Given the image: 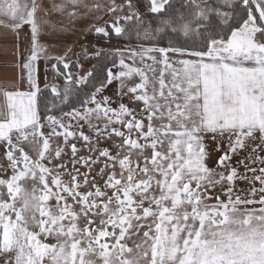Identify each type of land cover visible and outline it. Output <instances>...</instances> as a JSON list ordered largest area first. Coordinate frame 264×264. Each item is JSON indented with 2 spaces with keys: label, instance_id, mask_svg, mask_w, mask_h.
<instances>
[{
  "label": "snow or ice",
  "instance_id": "6c2138e0",
  "mask_svg": "<svg viewBox=\"0 0 264 264\" xmlns=\"http://www.w3.org/2000/svg\"><path fill=\"white\" fill-rule=\"evenodd\" d=\"M143 7L155 27L135 0H0V38L30 34L27 89L0 88V264H264V0ZM78 24L139 47L76 51Z\"/></svg>",
  "mask_w": 264,
  "mask_h": 264
},
{
  "label": "crops",
  "instance_id": "0c3cea01",
  "mask_svg": "<svg viewBox=\"0 0 264 264\" xmlns=\"http://www.w3.org/2000/svg\"><path fill=\"white\" fill-rule=\"evenodd\" d=\"M118 2H120V0H118ZM105 19H108V17H105ZM78 27L81 31L68 37V43L74 47V50H77L78 43L83 40L88 25L78 24ZM3 31V29H0V32ZM29 47L30 34L27 32L26 27L20 30L18 36L14 33H8L6 36L0 38V88L6 87L12 89L13 87H19L21 91L27 89V74L22 65L24 63V58L29 55ZM17 49L19 52L18 58L14 56ZM71 58L73 59V57ZM35 68V75L41 88L45 84L43 59L36 62Z\"/></svg>",
  "mask_w": 264,
  "mask_h": 264
},
{
  "label": "rangeland",
  "instance_id": "374dc122",
  "mask_svg": "<svg viewBox=\"0 0 264 264\" xmlns=\"http://www.w3.org/2000/svg\"><path fill=\"white\" fill-rule=\"evenodd\" d=\"M137 5L139 7L140 12L143 14L142 15V19L144 20V23L146 24V20L148 18V15H146V8L143 7V5H140V4H137ZM81 45H85V46L97 45L99 47H102L105 51H108V50L113 49V48H126V47L138 48L139 47L138 43H135V44H133V43L126 44L125 43L124 44V43H122L120 41H112V40L109 41L106 38L102 39V38H99V37L94 36V35H89V36L84 35L83 40L80 43H78V47H77L76 51H82V48L80 47ZM145 46H149V45L145 44ZM73 59H76V57L73 56ZM81 63L84 65V69L87 70L88 68H91L94 64H97V61L95 59H92L91 61H87V60L81 58ZM110 66L111 65H109V67ZM48 77H49L48 78L49 82H58L62 86V84H63L62 79L59 80V81H53L52 80V72H51L50 68H49V72H48ZM115 87H116L115 84L110 86L105 94L106 95H113L114 92H115ZM113 107H115V105H113ZM85 132L87 133V128H85ZM77 146L80 147L79 144ZM211 147L212 146L210 145V148ZM240 170L243 171L242 168ZM82 171H83V169H82ZM26 186L30 188L31 185L29 184V185H26ZM245 186L246 185H244L242 182L237 181V187L238 188L245 187Z\"/></svg>",
  "mask_w": 264,
  "mask_h": 264
},
{
  "label": "trees",
  "instance_id": "16d2710c",
  "mask_svg": "<svg viewBox=\"0 0 264 264\" xmlns=\"http://www.w3.org/2000/svg\"><path fill=\"white\" fill-rule=\"evenodd\" d=\"M135 1H136L137 4H140V5H144L147 2V0H135ZM182 2H183V0H172L173 7L174 8H179V6H180V4ZM209 2L215 4L217 2V0H209ZM180 10L183 11V9H180ZM146 15H148V18L146 20V24L145 25H148L149 23H151L152 26L155 27L156 26V22L159 19V17H157L155 14L147 12V10H146ZM84 35L89 36V35H92V34H87L85 32ZM94 36H96V35H94ZM97 37L105 39V38L100 37V36H97ZM111 40L112 41H120V42H122L124 44L125 43L126 44H128V43H133V44L138 43L135 33H132L130 37L116 38L115 36H113V38ZM166 42H167V37H165V40L163 41V43L166 44ZM145 44H147V43L145 42ZM109 65H110V63H109ZM43 88H44V86L41 87V89H43ZM85 90L87 91L89 89L85 88Z\"/></svg>",
  "mask_w": 264,
  "mask_h": 264
}]
</instances>
